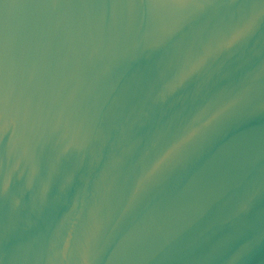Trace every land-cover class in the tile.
Masks as SVG:
<instances>
[{
    "label": "water",
    "instance_id": "95a60500",
    "mask_svg": "<svg viewBox=\"0 0 264 264\" xmlns=\"http://www.w3.org/2000/svg\"><path fill=\"white\" fill-rule=\"evenodd\" d=\"M0 264H264V0H0Z\"/></svg>",
    "mask_w": 264,
    "mask_h": 264
}]
</instances>
